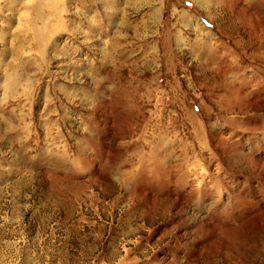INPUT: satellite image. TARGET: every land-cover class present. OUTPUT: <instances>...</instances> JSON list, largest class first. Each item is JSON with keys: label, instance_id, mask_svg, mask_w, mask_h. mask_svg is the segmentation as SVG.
Returning a JSON list of instances; mask_svg holds the SVG:
<instances>
[{"label": "rangeland", "instance_id": "1", "mask_svg": "<svg viewBox=\"0 0 264 264\" xmlns=\"http://www.w3.org/2000/svg\"><path fill=\"white\" fill-rule=\"evenodd\" d=\"M263 125L264 0H0V264H264Z\"/></svg>", "mask_w": 264, "mask_h": 264}, {"label": "bare ground", "instance_id": "2", "mask_svg": "<svg viewBox=\"0 0 264 264\" xmlns=\"http://www.w3.org/2000/svg\"><path fill=\"white\" fill-rule=\"evenodd\" d=\"M127 74V73H126ZM235 97V96H234ZM264 126V125H263ZM186 178V177H185Z\"/></svg>", "mask_w": 264, "mask_h": 264}]
</instances>
